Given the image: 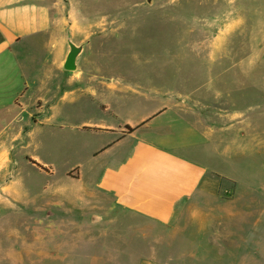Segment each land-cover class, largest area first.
<instances>
[{"label":"rangeland","instance_id":"1","mask_svg":"<svg viewBox=\"0 0 264 264\" xmlns=\"http://www.w3.org/2000/svg\"><path fill=\"white\" fill-rule=\"evenodd\" d=\"M51 2L53 15L69 30L74 26V42L85 44L79 68L85 61L98 68L71 84L65 73L58 79L62 93L76 92L55 104L56 117L42 129L40 153L53 176L42 179L20 166L32 191L25 206L32 216L20 224L0 223V264H264V0ZM103 24L108 39L101 52ZM94 73L109 86L150 80L186 93L204 126L231 129L240 140L238 159L215 161L226 177L213 179L200 202L217 209L202 213L205 225L182 226L174 235L125 212L90 211L92 180H78L77 168L87 164L97 142L86 133L93 130L78 129L100 116L95 104L103 100L92 92L102 89L89 85ZM125 103L123 119L132 115ZM207 140L205 147L212 148ZM21 158L17 153L16 161ZM233 191L239 202L230 209L223 204ZM45 209L53 215L41 223L33 216L40 219Z\"/></svg>","mask_w":264,"mask_h":264},{"label":"crops","instance_id":"2","mask_svg":"<svg viewBox=\"0 0 264 264\" xmlns=\"http://www.w3.org/2000/svg\"><path fill=\"white\" fill-rule=\"evenodd\" d=\"M99 27L98 39L104 52L107 26ZM70 28L73 38L75 29L73 25ZM67 29L63 19L53 15L51 0H0L1 224L16 220L20 224L22 218L32 216L25 207L31 202L32 191L21 178L20 166L27 169L25 163L42 179L53 176L51 163L40 153L45 147L42 129L56 117L55 104L69 101L76 92L71 89L62 93L57 87L58 79L65 73L66 81L71 84L98 68L93 61H85L78 72L62 70ZM99 65L103 66L104 62ZM97 76V73L92 75L94 82L90 77L89 85L99 83L102 89L101 94L92 92L94 99L103 100V104H95L100 116L78 129L93 130L86 133L97 142L87 164L77 168L78 180L85 177L92 180L87 194L92 204L90 211L125 212L174 235L182 226L205 225L202 213L215 208H204L205 203L200 202L208 197V185L212 181L226 177L215 161L238 159L240 152L234 148L240 140L231 129L204 126L191 111V97L186 93L162 88L150 80H139L136 86L129 84L125 88H121L122 82L109 86ZM51 101L54 105L48 107ZM124 103L132 110L126 119L121 114ZM147 104L150 105L145 109ZM208 137L213 142L212 148L205 147ZM222 145L226 146L224 151ZM17 153H22L24 159L16 161ZM90 196L100 199L92 203ZM238 202L239 196L233 191V199L223 205L233 209ZM108 203L111 207H104ZM43 213L40 219L33 217L46 223L53 214H45L46 209ZM98 217L102 218L100 214Z\"/></svg>","mask_w":264,"mask_h":264},{"label":"water","instance_id":"3","mask_svg":"<svg viewBox=\"0 0 264 264\" xmlns=\"http://www.w3.org/2000/svg\"><path fill=\"white\" fill-rule=\"evenodd\" d=\"M66 54L62 63V70L65 72H78L80 59L85 50V44H77L72 38L71 31L66 30Z\"/></svg>","mask_w":264,"mask_h":264},{"label":"trees","instance_id":"4","mask_svg":"<svg viewBox=\"0 0 264 264\" xmlns=\"http://www.w3.org/2000/svg\"><path fill=\"white\" fill-rule=\"evenodd\" d=\"M33 163V162H32ZM34 165H36L38 168H40L41 170H44L45 171V169L44 168H42L41 166H39V165H37V164H35V163H33Z\"/></svg>","mask_w":264,"mask_h":264}]
</instances>
